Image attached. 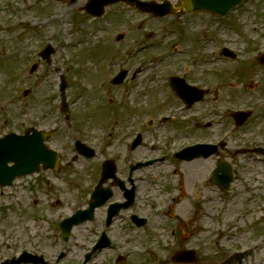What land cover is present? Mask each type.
I'll return each instance as SVG.
<instances>
[{
  "label": "rangeland",
  "instance_id": "obj_1",
  "mask_svg": "<svg viewBox=\"0 0 264 264\" xmlns=\"http://www.w3.org/2000/svg\"><path fill=\"white\" fill-rule=\"evenodd\" d=\"M73 10L74 7L65 6L55 0H0V61H3L2 67L0 66V135L14 129L23 133L33 127L52 131L51 145L61 151V162L57 172L63 175V179H57L52 172L42 171L30 178V182L22 189H0V260L14 254L18 255L22 249L27 248L32 253L44 256L48 264H82L84 255L90 247L89 233L86 232L88 225L77 228L76 235L65 243L57 223L63 215L70 213V208L75 207L72 205L73 197L78 195L79 189H81L80 196L87 198L86 191L89 188L86 185L90 179L88 176L90 167L94 169L96 163L110 157L121 162L123 138L133 134L138 121H145L147 116H155L162 112L175 114L178 112L181 101L169 84L172 75H182L191 82L200 83L211 92L219 91L220 102L210 101L206 106L208 109L212 105L247 107L254 100L261 98L257 90L264 91V66L254 57L256 52L264 50V0H249L242 5L232 14L231 19L220 23L218 36L212 33L208 35L210 40L207 42H204L206 38L197 30L200 25H204L205 16L192 15L195 16L191 19L192 24H187L180 30V34H172V27H177L172 25L175 19L162 23L153 18H144L148 22L147 28H152L155 33H159L160 29L165 27L169 29L166 44L154 45L139 54L135 53L137 51L133 47L144 40L151 42L143 29L137 32L129 28L131 31L127 33L126 44L123 42L117 44L113 35L119 30L128 28L133 19H141V16L128 12L127 19L120 20V23L115 21L111 27L107 26L105 32L95 20L83 13L75 14ZM233 18L245 22L244 30L237 27ZM14 21L25 22L27 25L18 26ZM106 34L110 39L103 37ZM102 37L105 41L99 43ZM221 39L225 42L231 40L232 45L242 50L245 55L239 56L233 63L226 58L211 61L210 57L202 55L204 49H214V45ZM79 41L83 44L80 45ZM152 42L157 43L158 40ZM47 43H51L55 48L52 62L47 64L41 61L43 65L38 73L29 76L30 65L34 61L41 60L40 51ZM175 46L183 47L188 53L172 55ZM116 48L123 49L119 51L120 55L117 54ZM3 49L6 54L3 53ZM9 58L12 60L10 61ZM161 58L164 60L161 61ZM112 59L115 62L112 64V72L108 73V70H111ZM72 61L77 62L75 69L78 70L79 77L94 83L103 79L101 87L108 86L106 91L101 92L96 89L93 93H85L73 105V119L75 121L76 116L79 119L76 124V137L83 138L84 133L78 128L80 125H85L88 127V141L98 144L97 148H102L98 159L92 164L77 158L70 144L74 134L66 128L65 115L61 109L60 78L64 76L65 79H69ZM123 65L131 68L132 72L140 71L138 78L129 77L126 84L114 86L111 84V79L120 67H125ZM14 72L16 76L13 75ZM68 86L69 99L73 101L75 100L73 97L80 90L77 82L74 84L68 82ZM26 89H30L31 92L24 96ZM26 107L28 114L24 113ZM263 112L264 109L256 113L257 118H253L246 133L236 128L233 121L226 116L227 126L220 133L237 129L233 135L237 141L245 134L247 138L264 137ZM89 118H92V121H85ZM189 123L178 125L183 126V129L176 131L170 129V132L165 128L155 130L156 127H150L147 129L148 142L149 140L157 142L161 148L172 139H174L173 145L186 143L184 134ZM109 132L111 137L107 138L105 134L108 135ZM216 132L214 129L209 130V134ZM231 143H233L232 139ZM243 143L241 142L240 145ZM166 146L169 144L166 143ZM147 152L148 150H142V154H149ZM259 165L262 167L258 170L244 169L247 175L244 177L248 181L251 180L252 185H255V178L260 182L264 180L257 174L264 169V164ZM169 167L170 164L167 168ZM161 183L162 180L159 184ZM235 189L238 193L230 200L231 205L223 214L227 219L239 217L236 218L239 228L236 227L233 229V234L228 235L230 242H227L222 234L213 235L210 231H206L200 234L199 240L198 237L188 240L185 236L182 238L176 236L175 239L159 238L155 252L152 241L148 244L141 241L139 247L149 245L154 251L151 257L129 253V259L126 260L129 262L125 264H161L162 260L166 261L165 264H175L171 259L177 250L199 243L202 247L199 248L197 261L192 264H217L227 257L229 252L217 247L216 238L227 245L236 243L233 248L260 245L259 241L264 236V207L250 198L252 191H255L258 195L256 200L262 203L264 185L246 192L241 184L237 183ZM16 197L25 201V209L19 207ZM36 199L38 203L34 205ZM57 199H60L61 203ZM81 201L84 202V199ZM259 206L263 207V211ZM209 209L215 214H218V210L221 211L220 208ZM255 217L262 218L259 219L256 227L251 228L248 223ZM209 223L212 227H216V224L210 220ZM7 235L10 236L8 240L4 238ZM130 244L133 248H138L139 242L133 240ZM61 251H66V256L58 260ZM107 264L112 263L110 261ZM248 264H264V244L254 249Z\"/></svg>",
  "mask_w": 264,
  "mask_h": 264
},
{
  "label": "flooded vegetation",
  "instance_id": "obj_2",
  "mask_svg": "<svg viewBox=\"0 0 264 264\" xmlns=\"http://www.w3.org/2000/svg\"><path fill=\"white\" fill-rule=\"evenodd\" d=\"M142 1H157L159 3L171 2L173 5H176L184 0ZM67 5L68 7H74V12L84 13L85 15H90L86 10L88 5L90 9H95L98 6L96 2H91V0H68ZM128 12H133L139 16L155 18L153 15L144 12L137 6L130 5L123 1L106 6V16L108 15V17H115L116 15L122 16L124 14L129 17V14H127ZM194 13L196 12L190 14L186 12V10H183L166 18L172 19L177 18L176 16H190ZM134 22L138 24L139 19H133L130 22L128 29L138 27ZM187 80L190 81L189 79ZM210 101L212 103L220 102L219 91L217 92V90H215L214 92H211L205 89L202 100L195 103L192 108L189 109V111H192L197 108V111L195 112V117L190 120V123L187 126V130L189 131L188 134H186V139L189 140V145H193L194 143L218 144L220 146L217 150V154L207 158L200 157L189 161L171 159L170 173L164 178V180H162L160 185H158L161 180L160 176H149L145 175L143 172L141 173L142 175H140L139 171L144 168L131 172L133 153L140 148V144L137 146L133 145L134 139H131L129 145H125L126 148L123 149L122 156L120 155L122 158L121 162H117L113 159L114 157H110L94 165L93 183L89 192L88 200L91 199L95 191L106 192L105 197L110 195V198L107 200L106 204L95 210L94 219L90 223L91 227H93L90 232V238L94 240L93 244L100 238L104 230V227L101 228V226L102 224L104 226L107 225L108 218L110 220L109 225L106 226L108 227L106 230L110 237L113 236L116 239L132 237L140 242L151 241L155 237V233L151 226L161 216L162 199H164V201L167 199V204L164 206L166 209L164 216L170 221L169 225L173 239H175L176 236H180L181 238L185 236L188 240H193L196 237H198L199 240L200 234L204 231L201 227L202 223L200 222L202 220V211L209 206L210 201V196L206 192L207 188L211 183L221 191V189L214 185L211 180V176L215 172L219 163L227 161L232 168L230 173V175L233 176L231 188L228 191H223V194L229 192L232 199L233 196L238 193L234 188V185L241 180L240 173L242 172V169L254 171L262 167L259 165V162L264 163V160L262 161L260 159H250L253 163L249 164L242 163L240 159L241 155L243 158H252L254 155H257V157L260 158L259 155L255 153L257 145L241 148V150L244 151L241 154L238 144L234 145L231 143V139H228L230 141L224 140L225 133H220L221 130H223L224 123H219V121L216 120V116H218L219 112L210 113L208 107H206ZM213 108L215 107L213 106ZM211 119L215 121H211ZM218 125L222 126V128L216 133L209 134V129H213V127ZM158 126L162 127L163 123L159 122ZM209 126H211V128H209ZM130 137L124 138L125 140H128ZM213 137H216L217 140L214 141ZM156 156L158 157L159 154ZM137 157L140 158L141 156ZM108 161H113L115 163L118 179H109L102 182L103 165ZM257 174L264 178V169ZM121 181L123 186L120 185ZM263 185L264 181L261 182L260 188ZM257 197L258 195H253L252 200L264 207V197L262 196V203L256 200ZM128 199H131L132 202H134L129 209L124 210L121 204L126 203ZM134 216H138V219H135ZM142 219H146V224L144 226H137L135 222ZM110 247L112 248V246ZM200 247L202 246L199 243L197 245H191L186 249L180 248L179 251L195 250ZM118 248L119 250L126 249L127 242L124 241ZM118 248L114 247L113 252L110 254L112 256L114 255L116 262H118V257L122 256L120 255ZM104 250H99L97 252L98 255Z\"/></svg>",
  "mask_w": 264,
  "mask_h": 264
},
{
  "label": "water",
  "instance_id": "obj_3",
  "mask_svg": "<svg viewBox=\"0 0 264 264\" xmlns=\"http://www.w3.org/2000/svg\"><path fill=\"white\" fill-rule=\"evenodd\" d=\"M238 0H221L220 4L221 5H225V9L228 8L229 6L235 4ZM220 5V6H221ZM151 6V5H150ZM150 6H145V8L149 9V10H153L152 8H150ZM212 8L214 9H217L218 8V5L215 4V5H212ZM50 50L47 51V55L49 56L50 55ZM35 69L37 68V66L34 67ZM34 69V70H35ZM65 89V85H62V90ZM185 98V97H184ZM44 136V135H43ZM37 138H41L39 135H34V136H10V137H7L5 139H3L1 142H0V156H1V162L4 164L6 162H8V156L5 157V153L2 155V152L4 151H7L10 146H15L16 147V151L15 153L11 154L10 157L11 159H13L14 161H16V163L18 164L23 158L22 156L24 157H28V159H32V155L37 152L34 150V148L38 149L39 146L42 147V144L40 142L37 141ZM26 149L27 150H30V153L27 151L26 152ZM54 153H52V151L49 152V155H53ZM55 157V155H54ZM35 160H36V157H35ZM72 220H69L67 223H66V227L69 228L71 227L72 225Z\"/></svg>",
  "mask_w": 264,
  "mask_h": 264
}]
</instances>
